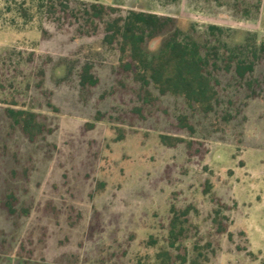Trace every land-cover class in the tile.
Listing matches in <instances>:
<instances>
[{"label": "rangeland", "instance_id": "374dc122", "mask_svg": "<svg viewBox=\"0 0 264 264\" xmlns=\"http://www.w3.org/2000/svg\"><path fill=\"white\" fill-rule=\"evenodd\" d=\"M78 1L172 16L182 31L191 24L230 28L229 45L243 43L249 34L264 37V0L257 14L258 0H77L70 7ZM4 10L0 0V53L15 47L91 61L98 85L82 103L73 85H54L66 73L65 65H58L45 84L56 112L45 105L34 108L52 133L36 147L8 141L6 152L20 164V177L26 170L28 175L14 190L18 214L0 210V264H159L155 257L163 251L173 261L185 256L186 264H264V85L245 103L239 125L220 124L212 138L196 133L203 154L189 158L184 143H160L159 132L167 130L154 119L103 118L86 127L97 111L112 106L120 111L129 102L128 88L114 100L97 99L112 84L109 67L117 57L102 46L100 31L76 38L73 27L58 31L38 16L25 23ZM246 10L251 18L240 16ZM162 39L152 40L148 49L155 51ZM28 95L15 99L26 108ZM28 149L33 164H23ZM171 206L190 208L176 249L167 245Z\"/></svg>", "mask_w": 264, "mask_h": 264}, {"label": "trees", "instance_id": "16d2710c", "mask_svg": "<svg viewBox=\"0 0 264 264\" xmlns=\"http://www.w3.org/2000/svg\"><path fill=\"white\" fill-rule=\"evenodd\" d=\"M71 1L77 0H22L21 3L4 0V11L25 23L38 16L53 23L58 31L73 27L76 38L91 37L97 31L102 33V46L115 52L117 57L116 65L109 67L112 84L97 99L114 100L121 90L128 88L129 102L120 111H112L114 106L106 112L97 111L92 116L93 122L86 127L103 118L116 123L154 119L169 131L159 132L161 144L174 147L184 143L186 156L198 157L203 151L202 141L194 138L196 133L212 138L222 130L220 124L239 125L245 103L258 97L262 90L264 37L257 40L249 34L243 43L229 45L226 39L232 34L230 28L191 24L187 31H182L172 16L97 2L78 1L77 7L71 8ZM237 5L235 2L232 7ZM259 6L260 0L253 6L256 14ZM252 13L246 10L240 16L251 18ZM39 29L42 36L47 34L43 27ZM157 37L163 39L155 51H150L148 45ZM61 64L65 65L66 73L54 85H73L83 98L81 102H85L90 90L98 85L93 62H70L64 57L54 58L48 53L15 47L0 53V104L3 105L0 110V210L8 216L18 214L13 207L14 190L28 175L26 170L23 178L20 177V164H16L13 153L9 157L6 152L8 144L22 140L36 147L38 140L43 141L52 133V128H46L45 117L34 108L45 105L51 113L56 112L50 101L53 91L45 84L52 80L51 71ZM26 92L29 107L25 108L24 102L19 103L15 97ZM177 132L184 133L185 140L174 135ZM44 153L46 156L47 152ZM29 162L33 164L28 149L23 164ZM189 210V207L184 210L170 207L168 248L176 249L184 238ZM217 232L224 233V230L218 228ZM155 258L159 264H186L185 256H176L173 261L168 251L157 253Z\"/></svg>", "mask_w": 264, "mask_h": 264}]
</instances>
